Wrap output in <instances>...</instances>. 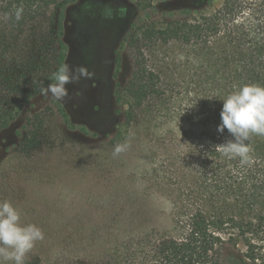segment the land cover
Wrapping results in <instances>:
<instances>
[{
  "label": "trees",
  "instance_id": "16d2710c",
  "mask_svg": "<svg viewBox=\"0 0 264 264\" xmlns=\"http://www.w3.org/2000/svg\"><path fill=\"white\" fill-rule=\"evenodd\" d=\"M72 1L0 0V130L55 83L68 53L62 12ZM135 1L148 8L167 0ZM122 45L134 68L117 91L123 117L110 143H122L133 124L150 135L145 184L169 201L168 223L149 231L111 227L83 254L28 252L24 264H225L224 244L239 240L251 264H264V136H251V163L242 165L221 154L232 137L217 131L222 99L245 84L264 86V0H220L184 19L147 18ZM176 47L190 62L192 99L184 100L183 82L167 80L180 62ZM52 109L26 118L22 153L41 146Z\"/></svg>",
  "mask_w": 264,
  "mask_h": 264
},
{
  "label": "rangeland",
  "instance_id": "374dc122",
  "mask_svg": "<svg viewBox=\"0 0 264 264\" xmlns=\"http://www.w3.org/2000/svg\"><path fill=\"white\" fill-rule=\"evenodd\" d=\"M219 4L220 0H167L143 8L135 0H73L65 6V64L84 67L89 75L66 84L62 100L39 94L0 130V201L9 200L22 223H33L44 233L29 252L83 254L102 243L111 227L165 228L169 201L145 184L151 167L150 135L133 124L122 143H110L123 117L117 91L134 68L133 52L122 44L131 27L144 19H184L213 11ZM174 53L180 62L167 80L183 82L184 100L192 99L190 62L181 49L174 48ZM46 106L53 109L46 114L42 144L24 154L19 142L26 118ZM117 145L124 148L119 154L114 153ZM245 251L242 240L224 244V263L251 264Z\"/></svg>",
  "mask_w": 264,
  "mask_h": 264
},
{
  "label": "clouds",
  "instance_id": "9594fccd",
  "mask_svg": "<svg viewBox=\"0 0 264 264\" xmlns=\"http://www.w3.org/2000/svg\"><path fill=\"white\" fill-rule=\"evenodd\" d=\"M22 12V8L16 10L17 20L21 18ZM88 75L84 67L72 69L64 64L53 75L55 83L41 88V95L62 100L67 96L66 84ZM222 100L217 131L223 133L226 129L232 138L220 144L219 151L229 159L239 157L242 165L251 163L248 142L252 135L264 136V86L245 84ZM123 150V146L117 145L114 153L119 154ZM43 238L40 227L21 222L20 212L9 200L0 201V264H24L26 253Z\"/></svg>",
  "mask_w": 264,
  "mask_h": 264
}]
</instances>
